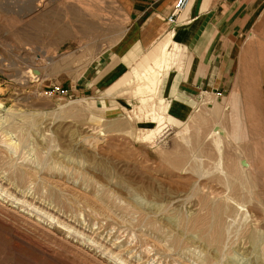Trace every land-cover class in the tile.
<instances>
[{
  "label": "rangeland",
  "instance_id": "obj_1",
  "mask_svg": "<svg viewBox=\"0 0 264 264\" xmlns=\"http://www.w3.org/2000/svg\"><path fill=\"white\" fill-rule=\"evenodd\" d=\"M95 1L85 6L98 5ZM28 7L24 1L0 0V158L29 175L24 187L0 171V183L32 200L33 207L54 208L114 255L78 242L57 219L49 224L18 217L5 200H0V219L7 226L0 227L58 250L64 264H117L116 257L128 264H264V136L258 116H246L244 109L228 114L227 106L206 99L190 116H180L176 101L161 92L141 105L131 87L132 71L106 103L76 93L99 53L116 40H90L103 29L30 28L28 19L19 17ZM72 35L86 40H65ZM48 55L55 56L54 64L46 61ZM57 88L70 94H53ZM165 106L161 131L151 135L147 121ZM216 127L222 134L219 147ZM184 153L178 168L175 161ZM213 208L222 209L220 246L204 236ZM5 237L0 229V264H51L13 257L17 247Z\"/></svg>",
  "mask_w": 264,
  "mask_h": 264
},
{
  "label": "crops",
  "instance_id": "obj_2",
  "mask_svg": "<svg viewBox=\"0 0 264 264\" xmlns=\"http://www.w3.org/2000/svg\"><path fill=\"white\" fill-rule=\"evenodd\" d=\"M23 1L29 7L19 17L30 28L103 29L90 40H116L99 53L76 93L106 103L134 68L159 56L162 41L172 35L184 62L163 78L160 92L176 101L175 113L190 116L204 99L217 101L228 114L244 109L246 116L257 115L264 136V0H189L173 27L167 20L178 0H92L99 3L89 7L90 0Z\"/></svg>",
  "mask_w": 264,
  "mask_h": 264
},
{
  "label": "bare ground",
  "instance_id": "obj_3",
  "mask_svg": "<svg viewBox=\"0 0 264 264\" xmlns=\"http://www.w3.org/2000/svg\"><path fill=\"white\" fill-rule=\"evenodd\" d=\"M70 2V1H69ZM99 3V2H97ZM91 4V3H90ZM38 5V4H37ZM98 10V9H96ZM84 14V13H83ZM67 16V14H66ZM95 17V16H94ZM167 39V38H166ZM178 41V40H177ZM179 42V41H178ZM171 45H173V48H171ZM140 47V46H139ZM141 48V47H140ZM137 53V52H135ZM98 54V53H97ZM131 54V53H130ZM183 50L180 49V47H178L176 45V43L174 42V40H172V35H169L168 40L162 45L161 47V51L159 56L156 57V59L152 62V63H147V62H142L137 68H134L132 70V74L134 76V83L133 86L134 87V93L135 95H138L141 101V105H147L149 103L150 100H152L153 102L156 99V96L158 95V93L160 92L161 89V85L163 83V78L165 77L166 74H168L169 70L171 69L172 64L175 61H179L178 59H181V57L183 58ZM136 55V54H135ZM49 56V55H48ZM47 56L46 61L49 62L50 64H54V57L55 56ZM32 60V59H31ZM30 60V61H31ZM129 62V61H128ZM127 62V63H128ZM183 62V61H182ZM33 63V62H32ZM46 63V62H44ZM125 63V62H123ZM126 63V65H127ZM180 63V61H179ZM179 65V64H178ZM177 65V66H178ZM47 66V65H46ZM181 67V65L179 66ZM182 68V67H181ZM129 78V77H128ZM129 81V80H128ZM131 81V80H130ZM131 83V82H130ZM161 103L163 102L162 99ZM158 109V108H157ZM160 109V108H159ZM216 109L215 104H209L208 105V110H210L211 112H213ZM150 110V109H149ZM167 112V108L165 106V108H162V113L160 111V113H156L154 112L151 116V118L149 119L148 125L152 124V131L150 132L151 135H155L157 136V132L161 131V125H163L164 120H166L165 117V113ZM13 113V112H12ZM201 121V120H200ZM153 124L157 125L153 128ZM145 126L146 127H148ZM151 126V125H150ZM220 127H216V129L213 131V134H216V137L218 138L219 141H217L218 143V147L219 144H221V138H222V134L220 133ZM22 132V131H20ZM150 135V136H151ZM155 137V136H154ZM152 138V137H151ZM26 139V138H25ZM24 140V139H23ZM89 140V139H88ZM91 141V140H90ZM19 142V141H18ZM9 145V144H8ZM13 145V142L12 144ZM11 147V146H9ZM91 147V146H90ZM97 147V146H96ZM96 149V148H95ZM94 149V150H95ZM17 152V151H16ZM187 157V154L185 155V153L179 157L178 159H176L175 161V165L179 168L182 166V164L184 163L185 159ZM246 161V160H244ZM246 164V163H245ZM16 166V165H15ZM15 166L8 162L5 163V161H3L0 158V171L2 172L1 174L6 175L8 181L11 183L12 181L15 182V184L20 185V184H27L29 175L25 174L24 172H22V170H18L15 168ZM28 166V165H27ZM185 166V165H184ZM236 167V166H235ZM249 167V166H248ZM182 169V168H181ZM2 176V175H1ZM6 179V180H7ZM38 179V178H37ZM1 180V178H0ZM30 181V180H29ZM45 181V180H44ZM1 182V181H0ZM31 182V181H30ZM35 182V181H34ZM33 182V183H34ZM6 183V182H5ZM40 185V184H39ZM16 186V185H15ZM24 186V185H23ZM26 186V185H25ZM24 186V187H25ZM30 186V185H27ZM9 187V186H8ZM38 187V186H37ZM12 188V187H11ZM16 188V187H15ZM35 188V187H34ZM41 188V187H40ZM35 190V189H34ZM43 191V190H42ZM50 191V190H46ZM18 192V190H17ZM45 194H48L46 193ZM52 192V191H50ZM54 192V191H53ZM55 193V192H54ZM25 195V194H24ZM55 195V194H54ZM57 195V194H56ZM41 196V195H39ZM49 198V194L47 195ZM44 197V198H47ZM52 196V195H51ZM50 196V199H52V197ZM59 196V194H58ZM56 197V199L58 198L59 200L60 197ZM62 196V195H61ZM35 197V196H34ZM43 196H41L42 198ZM10 198L12 200H10ZM42 198V199H44ZM55 199V198H54ZM66 200V198H64ZM0 200L1 201H6L7 203H11L12 207L10 209V207H7L9 209V211H11L12 213L16 214L18 217L25 219V220H31L32 218L35 219L37 222H47L49 224H52L50 222L51 220L57 219L58 222L60 223V225H62V227H66L68 230L72 231V233L70 232V236L74 237L75 239H77L78 242H82V243H87L88 245H94L97 246V249H100V252L103 253V256H110L112 257L114 254H107L109 252V250L103 246V245H99V242L92 238V236H90V234H85L84 231H80L77 227L73 226L72 224H68L66 223L64 220H62V218H60V216H58V213L54 211V208L51 209L49 206L45 207L44 204L43 206H37V207H33V202L32 200L25 198V197H21L19 194H17L13 189H8L5 188L4 185H2L0 183ZM53 200V199H52ZM42 201V200H41ZM40 202V201H39ZM48 202V199H47ZM52 202V201H51ZM206 203V201H204ZM59 203V201H58ZM64 204V202H62ZM1 204V203H0ZM53 204V203H52ZM71 204V203H70ZM66 205V204H65ZM205 206V205H204ZM208 206V205H207ZM52 207V206H51ZM60 208V206H58ZM5 208V207H4ZM14 208H18L21 209V211L16 212L15 210H12ZM56 208V206H55ZM61 209V208H60ZM214 210L211 211V213L209 212L211 219L210 222L208 223L207 220L205 221V224L207 225V223L209 224L208 230L207 232L204 234L206 240L214 246H220L221 242H222V224H221V216H222V209L220 208H213ZM207 210V208H206ZM61 211V210H60ZM62 212V211H61ZM60 212V213H61ZM21 213H23V215H20ZM81 213V212H80ZM79 213V214H80ZM208 213V211H207ZM9 214V213H8ZM2 215L3 218V213L0 211V216ZM65 216V215H64ZM67 216V215H66ZM65 216V217H66ZM207 216V214H206ZM205 216V217H206ZM208 217V216H207ZM206 217V219H207ZM208 217V218H209ZM75 218V217H74ZM81 218V217H80ZM64 219V218H63ZM197 220V226L195 223V226L198 228V224L201 223V221L199 222L198 220L200 219H196ZM32 221V220H31ZM84 221V220H83ZM34 222V221H33ZM35 222V223H37ZM100 222V221H99ZM207 222V223H206ZM24 223V222H23ZM0 224L6 225V222H4L2 219H0ZM28 224V223H27ZM34 224V223H33ZM41 224V223H40ZM37 225V224H35ZM75 225V224H74ZM86 225V224H85ZM201 225V224H200ZM202 225H204V223H202ZM43 226V225H42ZM94 226V225H93ZM194 226V225H193ZM40 227V226H38ZM43 232H48V230H46L45 228L40 227ZM193 228V227H192ZM202 228V226L200 227ZM203 228H205V226H203ZM0 229L2 230L3 233H5L6 235V239L8 242L13 243L17 248H15L16 250L14 252H11L13 254V257H23L25 258L24 260H31V258H36L39 262H48L51 264H64L62 262V260H59L58 256L59 253L57 252L58 250L54 251L53 249L47 248L43 245H41L40 243L31 240L30 238L26 237V235H23L22 233L19 232H10L9 230H4L0 227ZM65 229V228H64ZM86 230V229H85ZM199 230V229H197ZM24 231V230H23ZM29 232V231H28ZM50 232V231H49ZM200 233H202L200 231ZM28 234V233H27ZM34 234V233H32ZM53 234V233H52ZM93 234V233H92ZM91 234V235H92ZM203 235V234H202ZM55 236V235H54ZM58 238V237H57ZM61 239V238H60ZM39 240V239H38ZM37 240V241H38ZM67 241V240H66ZM65 241V243H66ZM76 241V242H77ZM46 242V241H45ZM69 243V242H67ZM71 243H69L68 245H70ZM101 244V243H100ZM3 245V244H2ZM72 245V244H71ZM74 245V244H73ZM72 245V246H73ZM57 246V245H56ZM70 247V246H69ZM74 248L76 246H73ZM114 248V246H112ZM13 249V248H12ZM60 249H63L62 246H60L59 248V252ZM76 249V248H75ZM78 249V248H77ZM80 251V249H78ZM95 251V250H94ZM98 251V250H97ZM65 252V251H64ZM81 252V251H80ZM83 254L84 251L82 250ZM10 253V252H9ZM62 253V252H60ZM87 253V252H86ZM69 254V253H68ZM72 255V254H71ZM86 255V254H85ZM98 259V258H97ZM10 260V259H9ZM117 264H128L124 261H122L121 258L116 257L115 260ZM29 262V261H28ZM96 262V261H95ZM100 262V261H99ZM98 262V263H99ZM4 263V262H3ZM16 264V263H15ZM34 264V263H33ZM102 264V262H101ZM104 264V263H103Z\"/></svg>",
  "mask_w": 264,
  "mask_h": 264
},
{
  "label": "built area",
  "instance_id": "obj_4",
  "mask_svg": "<svg viewBox=\"0 0 264 264\" xmlns=\"http://www.w3.org/2000/svg\"><path fill=\"white\" fill-rule=\"evenodd\" d=\"M189 4V0H178L172 14L169 16L167 22L169 26H175L179 22L182 14L186 10L187 6ZM53 94H57L60 96H68L70 94L69 90H64L62 88H57L56 91L53 92ZM221 96V94H218Z\"/></svg>",
  "mask_w": 264,
  "mask_h": 264
}]
</instances>
